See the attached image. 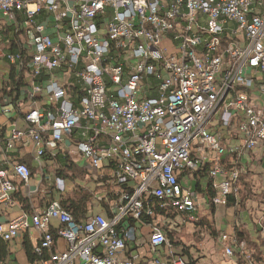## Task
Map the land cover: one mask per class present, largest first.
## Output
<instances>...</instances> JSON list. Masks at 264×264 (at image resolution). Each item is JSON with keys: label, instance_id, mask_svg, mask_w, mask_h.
<instances>
[{"label": "built area", "instance_id": "obj_1", "mask_svg": "<svg viewBox=\"0 0 264 264\" xmlns=\"http://www.w3.org/2000/svg\"><path fill=\"white\" fill-rule=\"evenodd\" d=\"M20 14L34 26L33 76L47 72L49 80L27 88L28 129H12L6 150L26 137L42 156L77 133L86 166L118 188L112 198L96 196L109 209L84 222L56 199L0 222V237L38 231L37 264H193L153 208L197 221L186 173L206 166L211 151L210 189L218 192L211 201L226 204L245 152L264 146V0H0L9 24ZM41 15L55 34L45 33ZM3 49L21 69L22 53ZM2 152L0 204L7 205L18 190L13 178L27 185L32 173ZM57 188L65 189L62 179ZM222 240L226 256L264 264L245 241Z\"/></svg>", "mask_w": 264, "mask_h": 264}, {"label": "crops", "instance_id": "obj_2", "mask_svg": "<svg viewBox=\"0 0 264 264\" xmlns=\"http://www.w3.org/2000/svg\"><path fill=\"white\" fill-rule=\"evenodd\" d=\"M24 14L18 16L16 24H9L6 19L0 16V45H3L5 51L20 52L28 56L31 61L28 64V69L25 67L26 85L21 91L20 97L15 102L12 98L4 93V85L9 82L12 64L4 59L0 51V149L3 150V157L11 164L24 162L31 168L32 177L27 185H23L17 177L13 181L18 186L17 192L12 195L11 201L6 204H0V222H7L10 219L16 218L23 213H33L35 211H43L53 200H60L61 196H73L75 191L81 187L91 194L88 201V214L82 221L84 222L92 213L107 212L108 204L95 199L96 196L107 194L110 198L113 197L112 191L118 188L114 183L108 182L98 175V172L91 171L85 163L82 154V139L77 134L66 135L62 142H58L55 148H46L42 156H38L34 143L26 137L16 140L11 149L6 150V144L9 138L10 131L18 128L26 131L28 124L26 122V112L30 106V100L26 95V90L31 83H39L43 86L48 84L49 76L45 72L40 77L33 76L32 68V34L34 26L25 23ZM38 22L43 23L46 27V34H55L54 25L50 22L48 16L41 15L38 17ZM9 65V69L5 65ZM74 80V78H69ZM29 89V88H28ZM46 96V95H45ZM40 105H43L44 98L40 100ZM45 139L51 137L48 132H44ZM235 140L233 144H237ZM67 154L70 157L74 171L67 172L66 176H58L59 169L65 167L63 155ZM197 155H201V152ZM209 156V163L203 168L187 172L184 179V186L195 194L197 205L204 212L203 217H197V221L192 222L194 227L188 230L185 238L182 234V225L179 224L178 233L182 236L185 243V249L189 252L186 255L193 264H201L203 260H208L209 249L214 246H219L223 252V258H228L224 251L222 237L229 236L231 244L236 245L238 241H245L248 249L252 252L254 258L259 261H264V211L262 201L264 197V146L259 147L254 151L245 152V157L242 164L241 175L236 184L233 186L235 202L227 201L226 204L216 205L211 201L209 195L210 177L209 172L212 168L213 153L206 152ZM233 154H230L222 161L226 169L231 168ZM60 159V161H58ZM210 166V168H206ZM6 168V166H2ZM206 169V170H205ZM75 172V174H74ZM57 179H62L65 189L63 191L57 188ZM207 181V186L204 187L202 181ZM219 181L224 180V176L220 175ZM102 193H99V190ZM215 196L218 192L213 191ZM203 200H200L202 199ZM21 200H25L22 203ZM98 202V204L96 203ZM210 211V215L208 213ZM184 215V214H182ZM185 216V215H184ZM262 223V227L259 226ZM54 226H58L56 220L53 221ZM172 227V225H171ZM164 228V227H163ZM243 233L244 237L240 234ZM28 234L32 249L39 242L40 234L34 229H29L22 232L17 238L9 242L10 257L8 264H37L38 257L35 261L29 262L24 249V237ZM182 246L177 247L178 250H183ZM34 252V251H33ZM231 258V257H230ZM236 264H247L239 257H233ZM213 262V261H211Z\"/></svg>", "mask_w": 264, "mask_h": 264}, {"label": "trees", "instance_id": "obj_3", "mask_svg": "<svg viewBox=\"0 0 264 264\" xmlns=\"http://www.w3.org/2000/svg\"><path fill=\"white\" fill-rule=\"evenodd\" d=\"M31 61V59L24 55V67L22 70L17 71L16 67L13 66L12 70L10 72V78L9 82H7L4 85V93L8 97L12 98V101H16L19 99L21 91L26 85L25 81V67L28 69V64ZM63 159L65 160V167H61L58 172V176H66L67 172L69 171H74V166L72 162L70 161V157L67 154L63 155ZM60 161V159L58 160ZM61 163V161H60ZM206 168H210V166H207ZM31 169V168H30ZM206 170V169H205ZM75 174V172H74ZM213 191H209V195L212 199V193ZM91 194L86 191L85 189L79 187L73 196H66L63 195L61 196L60 203L61 205L67 209L75 218V220L82 221V219L85 218L88 214V201L90 200ZM229 201L235 202L234 194H231L228 198ZM22 203H25V200H21ZM154 211H155V218H161L163 221L166 219H171V222L175 219V217L179 214L178 212L175 211H169V210H162L157 206H154ZM152 219V218H151ZM164 221V229L167 234V238L175 245V247L182 246L183 252L188 253L189 249H185V243L182 240V236L178 233V227L179 224L175 225L174 227H171L172 223ZM242 237H244V234H240ZM24 249L27 254V257L29 259V262L35 261L37 255L33 252L34 250L32 249V245L30 243V239L28 234L24 237ZM186 251V252H185ZM10 257V245L9 242L4 240L3 238L0 237V264H8V260Z\"/></svg>", "mask_w": 264, "mask_h": 264}, {"label": "rangeland", "instance_id": "obj_4", "mask_svg": "<svg viewBox=\"0 0 264 264\" xmlns=\"http://www.w3.org/2000/svg\"><path fill=\"white\" fill-rule=\"evenodd\" d=\"M5 65L7 66L8 69L10 68L9 65H7V64H5ZM202 184H203L204 187H206L207 186V181L206 180L202 181ZM100 191H103V189L99 190V193H102ZM203 197L204 196H202V199H200V200H203ZM96 203L98 204V202H96ZM199 210H200V206H197L196 210L194 211V215L199 216V217L206 216V215H204V212L199 211ZM206 213H208V216L210 215V211L206 212ZM158 221H160V218H158ZM164 221L170 223L171 219H166ZM164 221L161 220V226L162 227H164ZM171 223H172V227H174L177 224H181L182 225V230L185 231V233L182 234V236L184 238H185L186 232L188 230H192L193 227H194L193 223L190 222V221H186L185 220V216L182 215V214H178ZM223 245H224V242H223ZM222 257H223V252H221L219 246H216V247L214 246L213 249H209V256H208L209 259L207 261L203 260L201 262V264H236L233 257H231V258L228 257V258H223V259H222ZM211 261H213V262H211Z\"/></svg>", "mask_w": 264, "mask_h": 264}]
</instances>
